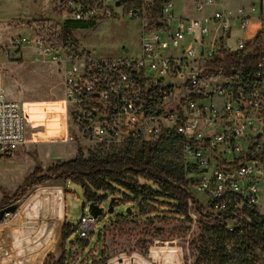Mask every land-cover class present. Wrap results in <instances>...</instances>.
Wrapping results in <instances>:
<instances>
[{
	"label": "built area",
	"instance_id": "2783aa9c",
	"mask_svg": "<svg viewBox=\"0 0 264 264\" xmlns=\"http://www.w3.org/2000/svg\"><path fill=\"white\" fill-rule=\"evenodd\" d=\"M47 11L72 21H97L126 13L141 17L142 0H36ZM193 17H176L171 0H164L156 25H145L140 51L134 57H97L82 50L56 49L41 25L32 37L17 39L34 47L58 65L62 107L66 120L64 142L79 147L122 146L134 143H173L180 150L184 178L208 197L212 215L223 222L227 239L224 264L254 259L242 237L250 210L259 214V191L264 189V58L247 74L227 73L220 64L224 54L242 56L252 48L250 39L229 45L233 22L244 29L257 14L262 24L264 0L238 6L232 15L223 7L207 11L224 0H190ZM119 3L116 5V3ZM120 9V13L117 11ZM196 33V34H195ZM186 42L193 43L187 46ZM206 101V102H205ZM25 123L15 100L0 98V157L13 154L25 141ZM96 218L78 221L77 249L64 250L62 264H89L99 258L96 248L84 255ZM83 243V246H80ZM256 264L264 251L254 248ZM96 257V258H95Z\"/></svg>",
	"mask_w": 264,
	"mask_h": 264
},
{
	"label": "rangeland",
	"instance_id": "374dc122",
	"mask_svg": "<svg viewBox=\"0 0 264 264\" xmlns=\"http://www.w3.org/2000/svg\"><path fill=\"white\" fill-rule=\"evenodd\" d=\"M36 0H0V98L19 103L25 123V141L10 158L0 157V202L12 196L24 179L33 171L37 160L43 169L73 159L80 150L83 156L93 146L79 147L64 142L65 112L62 107V85L58 65L40 55L34 47L20 45L17 39L32 37L39 26L53 31L66 18L57 11H47ZM176 17L195 16L190 0H172ZM258 0H224L211 7V13L222 7L234 15L238 5L257 4ZM136 4L124 8L123 13L95 21L86 28L72 29L78 40L77 51H88L97 57H134L140 51V37L145 25L159 22V0H142L141 17L126 15ZM120 13V9H117ZM261 20L257 14L244 29L237 21L229 32V45L235 47L239 39L264 44V7ZM262 32L257 33V30ZM196 34V33H195ZM187 46L193 43L186 42ZM206 102V101H205ZM36 159V160H35ZM158 161L168 166L181 167L180 150L174 145H162ZM59 182L62 181H51ZM200 205L208 206V197L197 187H189ZM29 191V190H28ZM27 191V192H28ZM26 192V193H27ZM25 193V194H26ZM24 194V195H25ZM97 195H103L98 192ZM45 204L53 208V217L43 214L41 204L29 207L20 201L11 202L16 209L0 220V246L11 245L10 252L0 258V264H62L64 250L78 248L77 224L88 215V201L77 184L65 182V191L46 193ZM119 194L115 192L113 197ZM110 196L98 206L103 213L96 217L90 240L83 246L84 255L96 248L101 264H218L221 261L223 237H218L212 221L205 223L189 208V218L147 207L144 212L131 208L124 199L113 202V212H106ZM260 210L264 214V189L259 191ZM163 206V205H158ZM129 208V213L126 209ZM68 225L66 237L62 227ZM65 237V238H64ZM221 240V241H220ZM4 243V244H3ZM163 248L165 249L163 251ZM8 252L0 248V255ZM163 251V252H162ZM42 259H41V257ZM48 257V258H47ZM95 257V258H96ZM89 264H92L91 257ZM93 264H97L96 260ZM241 264V263H240Z\"/></svg>",
	"mask_w": 264,
	"mask_h": 264
},
{
	"label": "trees",
	"instance_id": "16d2710c",
	"mask_svg": "<svg viewBox=\"0 0 264 264\" xmlns=\"http://www.w3.org/2000/svg\"><path fill=\"white\" fill-rule=\"evenodd\" d=\"M163 2L164 0H159L160 7ZM94 23V21L66 20L58 29L45 32V36L56 49L76 50L78 40L73 36L72 29L86 28ZM260 32L262 29L257 31V33ZM259 58H264V44L257 42L252 45L247 54L242 56L224 54L220 59V64L226 68L227 73L233 70L235 75L247 74L253 69ZM166 144L177 147L173 143L165 142L130 143L108 148L96 146L90 149L87 157L78 150L73 159L56 163L46 169H43L35 159L33 171L24 179L12 196L3 197L0 209L19 200L32 187L51 181H70L79 185L83 190L84 198L93 203L102 202L110 196V199H114L113 202L119 198L124 199L131 208H136L141 212H144L147 207H153L159 212L167 211L179 215L182 219L189 218V208L192 205L193 210L202 221L213 222L211 227H216L218 237H223L222 241L220 240L223 242L228 238L223 227V222L228 219V216L224 214L212 215L204 211L195 196L192 195L189 183L184 178L183 162L178 168L158 161L160 148ZM5 157L10 158L11 154ZM98 192H102L103 195H97ZM115 192L119 196L113 197ZM158 205L163 206L158 207ZM242 222L247 228L242 240L251 242L247 246V250L254 256V259L244 264H256L254 248L259 246L264 251V214L250 210L248 220L244 218ZM66 230L70 231L68 225L62 227L65 237L67 236L65 235ZM221 248L223 250V243ZM225 261L226 258L222 253L221 261L218 264H224Z\"/></svg>",
	"mask_w": 264,
	"mask_h": 264
},
{
	"label": "crops",
	"instance_id": "0c3cea01",
	"mask_svg": "<svg viewBox=\"0 0 264 264\" xmlns=\"http://www.w3.org/2000/svg\"><path fill=\"white\" fill-rule=\"evenodd\" d=\"M171 3H172V7H173L172 0H171ZM190 3H191V1H190ZM191 5H192V3H191ZM192 9H193V7H192ZM186 17H193V16H186ZM65 182L66 181H62L61 184L59 182H48L46 184H42V185H38V186L32 187L31 189H29V191L23 197H21L20 201H23L22 203L24 205L29 206V207L35 206L34 204H36V203H40L41 204V209L43 210V214L53 218L56 221L55 226L57 228H59L58 219L54 218L52 216L53 215V208L51 207L50 204L48 206L45 204V201L47 199V196H45V194L49 193V192H63V191H65ZM261 212H264V211H261ZM3 246L8 248V252L5 251V254L0 255V258L5 257L10 252V249L12 248L11 245L7 246L6 244L0 246V248L3 247ZM164 250L165 249L163 248V251ZM41 259H42V257H41Z\"/></svg>",
	"mask_w": 264,
	"mask_h": 264
},
{
	"label": "water",
	"instance_id": "95a60500",
	"mask_svg": "<svg viewBox=\"0 0 264 264\" xmlns=\"http://www.w3.org/2000/svg\"><path fill=\"white\" fill-rule=\"evenodd\" d=\"M119 3L117 2L116 5H118ZM113 198H111L108 202V206L106 209V212L111 214L113 212V207H112V202H113ZM16 209V206L11 204V205H7L3 208L0 209V220H2V218L5 216V214L7 213H12L14 212ZM126 212H129V208L126 209ZM88 213L93 216L94 218L100 216L103 213V207L98 206L97 204L93 203V202H89L88 203Z\"/></svg>",
	"mask_w": 264,
	"mask_h": 264
}]
</instances>
